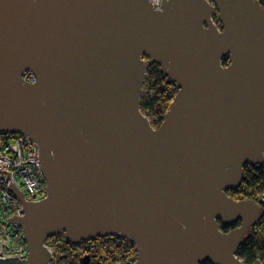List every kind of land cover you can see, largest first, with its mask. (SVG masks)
Returning <instances> with one entry per match:
<instances>
[{
	"label": "water",
	"instance_id": "water-1",
	"mask_svg": "<svg viewBox=\"0 0 264 264\" xmlns=\"http://www.w3.org/2000/svg\"><path fill=\"white\" fill-rule=\"evenodd\" d=\"M151 63L178 87L158 127L140 107ZM0 132L34 142L46 183L27 200L0 170L28 249L0 264H51L61 232L129 239L134 264H264L236 255L260 204L226 192L264 158L256 0H0Z\"/></svg>",
	"mask_w": 264,
	"mask_h": 264
},
{
	"label": "built area",
	"instance_id": "built-area-1",
	"mask_svg": "<svg viewBox=\"0 0 264 264\" xmlns=\"http://www.w3.org/2000/svg\"><path fill=\"white\" fill-rule=\"evenodd\" d=\"M163 0H151L152 8L160 10ZM214 21L220 24L217 12ZM23 80L34 82L31 71L22 73ZM264 165V158L262 160ZM0 170L7 171L13 183L24 193L27 200H37L44 196L46 183L38 160L34 158V142L24 134L0 132ZM0 171V258L24 259L28 249L24 240L22 225L11 222L8 218L23 214V205L9 187L10 180L6 172ZM259 200L264 203V192ZM117 247L121 250L122 260L115 264H134L136 250L134 242L116 236L95 238L87 245L88 251L113 252ZM135 251V253H133ZM135 259V260H134Z\"/></svg>",
	"mask_w": 264,
	"mask_h": 264
},
{
	"label": "trees",
	"instance_id": "trees-1",
	"mask_svg": "<svg viewBox=\"0 0 264 264\" xmlns=\"http://www.w3.org/2000/svg\"><path fill=\"white\" fill-rule=\"evenodd\" d=\"M256 2L264 9V0H256ZM227 64L228 58L225 57L223 58V65ZM145 81L148 84L146 92L141 98L140 107L147 117H149L150 112L156 114L153 125L154 127H158L178 87L168 75L161 71L159 65L156 63L149 65L146 71ZM226 192L235 200L254 201L260 204V217L243 237L241 244L237 248L236 255L245 263H253L256 259H260L264 263V203H261L259 200L260 194L264 192V165L262 163L244 165L241 183L237 188L226 190ZM239 225L240 222L235 221L229 225H220V228L224 232H227ZM61 234L58 233L46 241V244L50 240L57 241L58 247L54 249L55 264H80L79 259L81 254L77 253L73 243L66 240L65 237L61 238ZM81 243L86 244L85 252L91 255V260L94 264H115L117 261L122 260L119 247L111 253H106V251L90 252L87 249L90 241L83 240ZM200 264L211 263L205 260Z\"/></svg>",
	"mask_w": 264,
	"mask_h": 264
},
{
	"label": "rangeland",
	"instance_id": "rangeland-1",
	"mask_svg": "<svg viewBox=\"0 0 264 264\" xmlns=\"http://www.w3.org/2000/svg\"><path fill=\"white\" fill-rule=\"evenodd\" d=\"M145 77H146V75H145ZM29 83H31V82H29ZM147 84H148V82H146L145 79H144V81H143V85H142L141 98H142V96L144 95V93L146 92ZM140 104H141V103H140ZM148 118H149L151 124L153 125V124H154V120L156 119V114H153V113L150 112ZM153 126H154V125H153ZM61 233H62V234H61ZM61 233H60V234H61L60 237H61V238H64V237H65L64 233H63V232H61ZM73 244L75 245L74 247H75V249L77 250V253H78V254H81V256L84 255V254H86V252H85L86 244H82L81 242L73 243ZM47 245L49 246V248L51 249L52 254H53V259H52L51 264H55V261H54V249H55L56 247H58V246H57V241H55V240H50V242H48ZM90 264H94L92 260H91Z\"/></svg>",
	"mask_w": 264,
	"mask_h": 264
},
{
	"label": "clouds",
	"instance_id": "clouds-1",
	"mask_svg": "<svg viewBox=\"0 0 264 264\" xmlns=\"http://www.w3.org/2000/svg\"><path fill=\"white\" fill-rule=\"evenodd\" d=\"M43 197V196H42ZM96 238H99V237H96ZM88 241H90V240H88Z\"/></svg>",
	"mask_w": 264,
	"mask_h": 264
}]
</instances>
